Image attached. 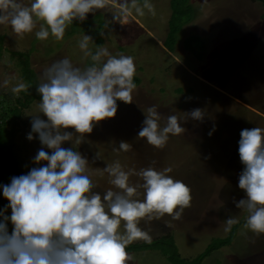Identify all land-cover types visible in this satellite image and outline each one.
Returning a JSON list of instances; mask_svg holds the SVG:
<instances>
[{"label": "rangeland", "instance_id": "rangeland-1", "mask_svg": "<svg viewBox=\"0 0 264 264\" xmlns=\"http://www.w3.org/2000/svg\"><path fill=\"white\" fill-rule=\"evenodd\" d=\"M45 5L81 21L49 26L36 12ZM169 18L183 24L172 48ZM0 42L6 104L27 88L17 52L43 95L20 108L14 139L59 234L168 235L192 259L238 223L199 264H264L259 0H0ZM111 245L64 254L42 244L31 264H170L155 245Z\"/></svg>", "mask_w": 264, "mask_h": 264}, {"label": "trees", "instance_id": "trees-1", "mask_svg": "<svg viewBox=\"0 0 264 264\" xmlns=\"http://www.w3.org/2000/svg\"><path fill=\"white\" fill-rule=\"evenodd\" d=\"M259 2L264 12V0ZM36 12L39 19L48 22L49 26L66 21L74 30L77 23L81 21L62 14L58 5L50 7L45 5ZM181 16L182 14H179L177 20H181ZM169 21L170 18L163 44L172 48V43L175 42V37L183 24L181 22L172 24ZM94 39L98 41L97 36ZM17 54L22 56L20 72L22 78L27 80V88L20 91V98H13L14 104L11 106L6 104L8 100H11L6 94L0 96V102L4 105L0 107V234L4 244L2 264H31L34 252L42 244L48 245L56 252L68 254L98 249L103 243L110 242L114 244L111 245L112 248L118 247L119 252L149 249L155 245L170 264H199L209 251L218 249L231 241L238 223L231 225L225 238L212 239L205 247V253L202 252L192 259H183L178 255L173 240L168 235L144 243H119L97 232L88 236L59 234L56 227L48 222V204L45 201H38L35 193L36 186L44 180L26 174L22 165V156L14 139L17 131L15 118L19 116L20 108L27 106L33 99L43 97L39 91L36 74L30 68L27 52H17ZM5 114H8L11 121L8 128H6L8 122L4 120Z\"/></svg>", "mask_w": 264, "mask_h": 264}, {"label": "crops", "instance_id": "crops-1", "mask_svg": "<svg viewBox=\"0 0 264 264\" xmlns=\"http://www.w3.org/2000/svg\"><path fill=\"white\" fill-rule=\"evenodd\" d=\"M260 4H261V3H260ZM194 21H195V20H194ZM195 22H196V21H195ZM195 22H193V23H195ZM189 23H190V22H189ZM185 24H186V23H185ZM185 24H184V25H185ZM190 24H191V23H190ZM180 32H181V31H180ZM212 32H213V35H215V34H214V29L212 30ZM193 34H197L198 37H201V35H200L201 33H195V31H194V32H189V34H187L186 36H184V38H186V39H187V38H190V39H191L192 37H194ZM189 36H191V37H189ZM195 38H196V37H195ZM186 39H185V40H186ZM185 40H182V46L185 47V48H187V46H186V44H185V43H186ZM161 45H162V44H161ZM187 45H188V48H187V49H189V44L187 43ZM162 46H163V45H162Z\"/></svg>", "mask_w": 264, "mask_h": 264}, {"label": "water", "instance_id": "water-1", "mask_svg": "<svg viewBox=\"0 0 264 264\" xmlns=\"http://www.w3.org/2000/svg\"><path fill=\"white\" fill-rule=\"evenodd\" d=\"M3 256H4V244L2 240V236L0 234V264L3 262Z\"/></svg>", "mask_w": 264, "mask_h": 264}]
</instances>
